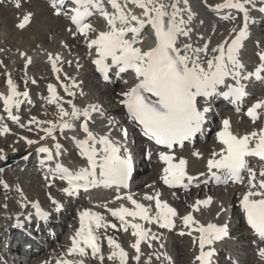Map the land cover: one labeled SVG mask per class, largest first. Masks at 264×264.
I'll list each match as a JSON object with an SVG mask.
<instances>
[{
  "label": "snow or ice",
  "instance_id": "6c2138e0",
  "mask_svg": "<svg viewBox=\"0 0 264 264\" xmlns=\"http://www.w3.org/2000/svg\"><path fill=\"white\" fill-rule=\"evenodd\" d=\"M181 2L185 7L180 6ZM260 2L264 4V0ZM14 3L17 8L20 7V0H14ZM66 3L74 6L64 14L69 16L77 32L86 38L93 30L92 25L86 22L93 11H98L106 19L108 30L99 31L94 38L87 41L88 47L94 48L96 53V58L92 62L97 71L105 74L113 67L118 70V74L128 69L134 71L137 82L121 93L123 97L121 104L126 107L129 118L142 128L144 136L168 149H171L174 144H182L201 131L209 108L200 107L198 97L221 95L237 102L246 95L241 80L251 76L260 79L261 73L264 72V52L258 53L259 66L254 71L247 72L246 75L244 74L245 66L237 56L242 41L248 36L250 11L256 8L257 0H223L222 3L208 5L210 10L217 13L224 21L237 20L232 10L243 15L242 25L230 30V39L226 36L214 47L210 46V41H204L202 36L199 38L203 41V46L182 42L181 38L190 41L193 31L188 27V22L192 19L190 9L187 8L188 0H167V2L165 0H124L123 3L120 0H107L114 10L112 12L105 10L103 0H52V7L57 15L61 13V7L58 5L63 6ZM128 3L142 9L141 15H136L128 9ZM221 10L227 11L221 14ZM259 10L264 12V7ZM185 12L189 13L187 20L184 18ZM30 17L31 13L25 14L18 27L24 28ZM145 25L151 26L155 36L154 45L146 50L136 46L139 42L138 36ZM77 32H73V35ZM21 55L24 54L21 53ZM59 60H61L59 55L49 54L53 72L60 71L56 66ZM28 62L30 63V59ZM228 78L235 83H228ZM6 84L8 94L0 95V99L3 100V108L8 118L19 123L20 118L13 114V108L20 107L23 102L21 97L27 98L28 92H19L10 78ZM220 86L226 90L218 91ZM64 89L68 96L74 95L68 90L67 85H64ZM48 90V103L56 105L58 119L40 121L32 117L27 121L28 125L35 123L44 133L40 136V141L48 137L55 140L54 133L57 129L61 133L66 129H74L76 127L74 121H79V130L84 134L83 139L76 137L72 139L76 142L80 155L86 158V166L70 170L63 164L56 163L54 168H49L52 177H58L67 182V186L62 191L68 196H73L79 189L87 190L97 185L127 188L128 178L131 175V158L122 154V145L111 136L114 122L109 119L108 131L105 134H97L89 127L92 113L98 111L95 105L79 108L68 100L67 104L71 106V110L68 111L61 103V98L54 86L49 84ZM258 109H264V100L253 103L247 109V115L256 120L259 115ZM222 124V129L216 133L221 147L207 159V172L213 180L219 182L222 175H227L235 181L240 179L241 170L248 171L249 191L244 193L240 205L247 224L259 241L264 243V170L259 172L261 177L259 181L254 182L257 174L248 168L245 159L248 156H256L264 160V127L258 132L236 135L230 130L229 120H223ZM20 127H24V124H20ZM8 131L7 125L0 126V133ZM122 131L126 136V130ZM25 139L29 145L37 143V141ZM54 147L55 155L58 157L61 146L56 143ZM123 151L126 153L127 149ZM37 152L46 154L45 159L49 161L54 159L52 150L46 145L41 144ZM193 155L199 157L200 153H193ZM5 158L0 150V160ZM159 159L165 164L160 178L169 187L185 186L186 181L191 184L205 175V173H200L196 177L189 175L186 170L187 161L183 157L176 158L173 154L160 152ZM203 183L207 184L209 181L204 180ZM4 187L7 188L8 185L4 184ZM124 198L134 207L129 208L123 204L117 208H107V205L105 207L111 216L120 222L121 227L132 229L135 242L131 247L136 251L133 259L138 261L140 244L149 238L150 230L145 229L141 223L133 221L138 219L149 223L155 222L161 228H171L174 226L177 210L163 201L159 192L144 196L145 200L154 201V214L151 205L146 206L134 199L131 194H126ZM117 199L120 197L117 196ZM211 202V197L197 199L191 205V211L180 217L189 230V235L193 232L199 234L200 251L195 257L198 264H212L214 249L205 250L206 246H211L214 241L227 235L226 225L211 222L203 224L193 215V212L202 211ZM53 203L56 202L53 201ZM32 207L37 209L38 216L46 218V214L40 211L37 203H33ZM58 209L59 205H57ZM126 217H131L132 220ZM79 219L80 227L72 237V246L68 249V255L79 253L83 256L87 247L91 249L93 257L98 256L99 260L103 261V255H99L101 249L95 232L109 226L116 228L117 225L110 224L99 213L87 209L79 213ZM151 239L155 240L157 237L152 234ZM107 242L109 247L114 249L110 252L108 259H118L119 264H125L127 253L121 245L111 236L107 237ZM258 255L264 259V247L258 249ZM56 264H83V260L59 259Z\"/></svg>",
  "mask_w": 264,
  "mask_h": 264
},
{
  "label": "bare ground",
  "instance_id": "6f19581e",
  "mask_svg": "<svg viewBox=\"0 0 264 264\" xmlns=\"http://www.w3.org/2000/svg\"><path fill=\"white\" fill-rule=\"evenodd\" d=\"M124 0H122V3ZM167 2V0H165ZM212 5V4H210ZM181 7H185L183 3L180 4ZM262 7V3H256V10H251L252 15H250L249 27H248V36L249 43L253 45L252 52H243L245 56L248 57L249 61H255L256 63H260L257 59V53L264 52V41L257 38L255 33V29L253 25L258 19V14L260 13V8ZM187 8L190 9V13L192 15L191 21L188 22V27H190L193 31L191 34L190 41L186 38H181L182 42L187 43L191 42L194 46H203V41L199 37H203L204 41H210V46L214 47L217 43L222 42V40L227 36L230 39V30L233 27H239L243 23V16L241 17L238 13L232 12L233 15L237 17L236 21L229 22L224 21L222 19H218L216 15L207 8V4H204V0H188ZM132 11V8H129ZM258 9V10H257ZM137 15H141L142 9L133 10ZM31 13V17L29 22L25 24L24 28L18 27V24L21 22L22 17ZM189 13H184V18L187 20ZM39 21V26L34 28L36 34L38 36L37 39H40L44 43V38L42 37L46 34V40L49 41V48H47L44 44L39 43L40 46L38 51H34L33 53L28 51V42L21 37L23 33H26ZM92 25L93 30L88 33L87 38L82 35H73L72 30L69 28L68 24L64 22L59 16L55 13V10L52 9L49 3L46 0H20V7L17 8L15 6L14 0H0V43H4L5 46H9L7 41H10L12 50L9 52V57L6 56L5 51L0 49V63L3 62V58H9V65H5V73L8 77H13L14 72L20 73L24 79H29L31 82L35 81L38 83L44 84L43 88H38L35 94H30L28 92V97H21L23 101L21 107L13 108V114L19 116V123H12L13 127H20V124H24L26 127L27 121L34 117L30 113L27 116H23L22 111L30 109L32 106L35 107L38 112V116L36 117L40 121H47V116L51 115V109L48 102H46V93L48 89V85L51 84L54 88L57 89V94L61 98V103L66 108V110L70 111L71 106L67 104L69 100V96L65 92L64 85L68 86V90L73 92L74 95L70 96V99L73 104H75L79 108H84L90 105H95L98 108L97 112L92 113V120L89 121L90 129L97 134H105L108 131V121L109 119L114 122V127L112 128L111 136L113 139L120 142L122 148L129 145L128 141H130V136L134 134L133 128L126 124L125 122H121V108L118 106V101L121 98L116 95L113 87H109L107 89L98 90L99 93L92 94L91 85L100 86V84L96 81L97 78L94 75V65L92 64L93 59L96 57V53L94 48L88 47V39L94 38L95 35L99 31L108 30L105 27V24L102 23H90ZM60 29V30H59ZM71 30V31H70ZM33 35V34H31ZM93 35V36H92ZM84 46L85 50H81L80 47ZM138 47L143 49H147L151 46L148 40L143 39L139 41L137 44ZM10 48V46H9ZM23 53L24 55H21ZM49 54L52 56L59 55L61 60L56 62V66L60 69L59 72H53L52 64L49 61ZM30 59V63L28 60ZM22 62V63H21ZM18 64L21 65L22 70L18 69ZM19 70V71H18ZM78 76H82V82H76V78ZM263 78L261 80V85L264 84V74H262ZM59 77V79H57ZM123 78H120V81ZM119 83L117 80L116 84ZM44 90V93L42 92ZM264 91V90H263ZM23 93V92H22ZM8 94V86L0 87V95ZM260 94H262L260 92ZM264 94V93H263ZM108 95L112 99V106H108V101L106 100V96ZM95 96H99L100 100L95 101ZM258 100H264V96L260 97ZM256 100H253L252 103L246 108L248 109ZM30 101V102H29ZM29 103V104H28ZM55 105V104H52ZM3 107V100L0 99V108ZM264 109H262L263 111ZM55 116L57 117V108H54ZM260 114L261 109L257 110ZM6 112L3 109V113H0V126L5 125L6 122ZM117 116H119L117 118ZM55 119V120H56ZM83 119V118H81ZM229 120L230 122V130L233 134L236 135H244L246 133H250L252 131H259V127L257 126V119H250L247 115V110L241 114L234 113L232 110H228L223 119L221 120L220 129H222L223 120ZM54 120V121H55ZM76 127L72 130H64L63 133L57 129L54 133L55 140L51 137L46 138L43 141H40V136L44 135L42 131H40L37 125L34 123L33 127L35 130L36 140L33 138H28L29 140L37 141L35 145L40 146L41 144L48 146L54 152V156L56 158L61 159L65 163L74 167L70 160L67 161L64 159V156H67L69 150H66V143L69 147L72 144L76 143L72 137H76L77 139H82L84 134L81 130H79V121L73 122ZM46 126V125H43ZM126 130L127 135H123V131ZM1 134V133H0ZM14 134V133H13ZM12 134V135H13ZM11 140L10 149L5 150L3 145L7 141V139L1 137L0 135V150H2V154L6 157L5 159L14 158L16 155L17 146L14 145L19 143V139L16 135L8 138ZM208 140V139H207ZM27 151H32L30 145L26 142ZM58 143L60 147V155L57 157L55 155L56 149L54 145ZM221 147L220 142L216 139L215 132L212 135V138L208 141L207 144L198 143L194 145L192 148H184L182 151L176 153V158L183 157L187 161L186 170L191 176H199L200 173H204L207 167V159L212 155L214 151L218 152ZM31 149V150H30ZM145 151H151L147 148ZM193 153H200V156L197 157L193 155ZM22 156V155H20ZM143 157V155H142ZM152 159H156L155 156H151ZM3 159V160H5ZM0 160V191L2 194L0 195V201L2 200L4 211L0 215V239L3 236V233L6 229L10 228V236L16 241L18 239L15 230L12 229V225L10 221H14L16 215H25L28 214L30 210V199L29 196L33 195L34 200L38 201V194L40 191L43 192V195L47 197L50 192V188H47V185L51 182L52 188H54V183L51 180H43V177H30L33 181H26L25 183L30 184V189H24L22 185V181L19 182L23 173L20 172V167L16 168L13 172H8L9 169H2ZM21 163L22 159H16ZM143 161V163H141ZM139 167L141 165H145L143 171L149 170V174L140 178V180H136L132 185L131 190L127 194H131L134 199L137 201L147 205H151L152 213H155V203L154 201H147L144 199L145 194L154 195L156 192L160 193V198L173 206L177 210V216L174 218V226L170 231L158 228V224L155 222H143L146 229L150 230L149 238L145 240L143 245L140 248V259L137 261L133 259L136 255L135 249L131 247L132 243H134L132 234L130 230L125 229L120 226V222L112 217L111 214L107 211V208H117L121 204L126 207L132 208L134 207L129 201H127L124 197L120 200H115L114 195L110 197H106L100 195H93L92 199L89 201L83 200L85 205L81 207H77L74 210H69L66 214L69 215V222L67 224L66 231V240L69 243L65 242H55L51 244L50 249H46L42 252V257L37 262V264H56L59 259H70V260H83V264H119L118 259L109 260L108 256L110 252L114 251V249L110 248L107 242V237L111 236L114 240H117V243H121L122 241L116 239L117 235H120L124 238V244H120L124 251L127 253V258L125 260V264L136 263V264H179L172 260V256L175 255L177 251L187 252L189 257L190 264H198V261L195 259L197 255V242L194 243V239L198 237V233L193 232L189 235V230L184 226L182 219L183 215L187 214L188 211H191V205L197 199H204L206 197H211L212 202L209 206L203 208L200 212H193V215L198 219L201 223L207 224L209 222L223 225L225 220L230 217H234L237 219V225L241 226V221L239 218V214L237 212V208H239L240 201L243 198L245 192L249 191V183L248 177L249 173H246L244 179L241 181L240 185L236 186H228V187H215L211 190H206L209 185L204 184L203 181L205 177H199L196 182H202L201 188H197L191 190L189 195L188 193L182 194L175 190H168L163 187V181L161 180V175L163 174L162 170L164 165L155 160L145 161L140 159ZM77 166V165H76ZM256 172V180L254 182H258L261 178L259 176V172L263 170L254 169ZM12 181V182H11ZM187 183V181L185 182ZM4 184H7L8 187L5 188ZM33 191V192H31ZM223 194L225 196V203L219 202L218 195ZM116 196V195H115ZM52 197V196H51ZM99 197V198H98ZM103 197V200L100 198ZM190 197V198H189ZM173 203V204H171ZM12 204L13 207L8 206ZM107 205V208L105 207ZM177 207V208H176ZM11 209V210H10ZM55 206L52 207L51 210H54ZM90 210L94 213H99L104 217L105 221L111 223H115L117 225L116 228H111L110 226L107 228H101L96 230L95 235L97 236V241L99 246L102 245L101 252L99 255H103V261L99 260L98 256L93 257L91 250L86 249L83 257H75L68 255V249L72 245V237L75 236L77 229L80 227V219L79 213L83 210ZM139 223H142L139 221ZM235 228H237L235 226ZM4 230V231H3ZM62 234V232H61ZM154 234L157 239L152 240L151 235ZM60 236V233L58 234ZM56 239V237H55ZM189 239L190 249H187L183 244H180V240ZM243 241L252 242L254 240L251 235H247L244 238H241ZM240 244V243H239ZM221 246V243L217 245V248ZM238 246V243H237ZM243 246V244H242ZM174 247V248H172ZM183 247V248H182ZM185 247V249H184ZM260 247H264V243L258 245L257 249H254V256L252 257V263H249L247 260L248 252L250 248L245 249L244 252V260L242 264H264V259L259 257L258 249ZM223 253V252H221ZM235 254V253H233ZM224 255V254H223ZM159 256V259H157ZM31 261L35 262L36 259ZM13 260V258H10ZM0 264H5V261L1 260ZM18 264H24L22 261H19Z\"/></svg>",
  "mask_w": 264,
  "mask_h": 264
},
{
  "label": "rangeland",
  "instance_id": "374dc122",
  "mask_svg": "<svg viewBox=\"0 0 264 264\" xmlns=\"http://www.w3.org/2000/svg\"><path fill=\"white\" fill-rule=\"evenodd\" d=\"M206 3H211V2H213V0H204ZM65 22V21H64ZM39 21L32 27V29H30L29 31H27L26 33H23V35H22V37H21V39L23 40H25V41H27L28 42V51H30V52H34V51H38V48H39V46H40V44L39 43H41L42 41L40 40V39H37L38 38V36L37 35H35L36 34V31H35V29L34 28H36V27H38L39 26ZM262 27H264V26H262ZM60 30V29H59ZM31 34H33V35H31ZM43 38H44V43L42 42V44H44L47 48H49V46H48V44H49V41H47L46 40V34H44L43 36H42ZM262 38H263V41H264V33H262ZM39 42V43H38ZM7 43L9 44V46H10V48H9V46H5V44L4 43H0V49H3L4 51H5V54H6V56H4V57H9L10 56V54H9V52L12 50V47H11V42L10 41H7ZM81 48V50H83V47H80ZM4 57H2L3 58V62H1L0 63V87H5L7 84H6V81L10 78L12 81H13V83L15 84V86H16V88H17V90L19 91V92H24V91H28L29 93H33V95L35 94V92L38 90V88L40 87V88H43L44 89V84L42 83H38V85L37 86H35V84L33 83V82H30L28 79H24V77L20 74V73H18V72H14V74H13V77H8L7 75H6V73H5V68L10 64L9 63V58L7 59V58H4ZM22 63V62H21ZM8 64V65H7ZM5 65H7L6 67H5ZM19 68H21V65L20 64H18V69ZM23 68V67H22ZM22 68L21 69H19L20 71L22 70ZM18 70V71H19ZM76 82H78V83H80V82H82V76H78L77 78H76ZM91 90H92V94H97V93H99L98 92V90L100 89V90H103V89H107V88H109V86H95V85H91ZM260 96H264V94L262 93V94H260ZM104 97H106V100L108 101V106H112V99L108 96V95H106V96H104ZM70 99H72V98H70L69 97V100ZM91 99H94L95 101H99L100 100V97L99 96H95V98H91ZM54 106H51L50 107V109H51V115L49 114L48 116H47V119L48 120H55L57 117L55 116V111H54ZM38 112H39V110H37L35 107L33 108H30L29 109V111L27 112V111H25L24 112V115H26V113H30V114H32V115H38ZM119 116H117V118H118ZM34 132V133H33ZM33 132H30L29 134H30V136H32V138L33 139H35L36 140V135H35V131H33ZM132 138H134V136L132 137ZM212 138V134L210 135V137L208 138V140H206V142H204V144H207L208 143V141L210 140ZM135 141L133 140V142H131V146H132V148H135V147H137V143H134ZM12 142H11V140L9 139H7V141L4 143V145H3V147H4V149L7 151V150H9L10 149V144H11ZM14 145L15 146H17V148H16V155H15V158H18L19 156L18 155H22L23 153H25V151H27V146L25 145V144H23V143H19V144H15L14 143ZM32 149L34 148V146H32L31 147ZM69 160L73 163V164H76L78 161L76 160V157L75 156H70L69 157ZM2 164V163H1ZM11 172L10 173H12V171L14 170V169H9ZM9 170H8V172H9ZM149 174V170H145V171H142V173L141 174H139L136 178H138V180H140V178H143L144 176H147ZM21 177H22V179L19 181V182H21L22 183V185H23V188L24 189H30L31 187L29 186L30 184H28V183H25L26 181L28 182V181H30L31 180V176H27V175H25V174H22V175H20ZM33 180V179H32ZM31 180V181H32ZM12 182V181H11ZM33 182V181H32ZM208 189H210V188H208ZM31 192H33V191H31ZM0 195H1V191H0ZM38 196L39 197H37L38 199H41V202H44V203H46V199L45 198H43V192L42 191H40V193L38 194ZM33 198H34V196L33 195H31V196H29V199H30V201L31 200H33ZM190 198V197H189ZM218 200H219V202H222L223 204L225 203V196L223 195V194H219L218 195ZM9 207H13L12 206V204H10L9 206H8V208ZM11 210V209H10ZM3 211H4V206H3V202H2V200L0 201V215L3 213ZM233 225H237V219H235V218H233V223H232ZM64 228V231H62V234H60V237H59V239H58V241L57 242H65V231H66V227H63ZM62 228V229H63ZM241 232V229L240 230H238V232H237V230L234 232V234H236V235H239V233ZM116 239H118V240H120V241H122L121 243L122 244H124L125 245V242H124V238L122 237V236H120V235H117L116 236ZM117 241V240H116ZM56 242V243H57ZM120 243V242H119ZM120 243V244H121ZM240 243V242H239ZM121 244V245H122ZM180 244H183L187 249H190V247H191V245H190V242H189V239H182V240H180ZM126 246V245H125ZM185 247H184V249H185ZM172 248H174V247H172ZM183 248V247H182ZM242 248V243H240V244H238V247H237V249L238 250H240ZM254 256V251L253 250H250L249 252H248V257H247V260H248V262L249 263H252V261H253V259H252V257ZM172 260L174 261V262H176V263H179V264H190V262H189V257H188V255H187V252H183V251H177L176 253H175V255L174 256H172ZM31 261V260H30ZM91 264H94V263H91ZM130 264H136V263H130Z\"/></svg>",
  "mask_w": 264,
  "mask_h": 264
}]
</instances>
